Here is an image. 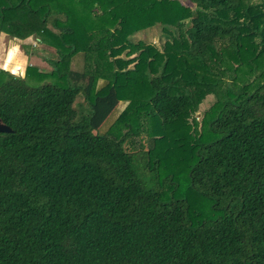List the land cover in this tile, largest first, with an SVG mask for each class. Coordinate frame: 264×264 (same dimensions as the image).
<instances>
[{
    "label": "trees",
    "instance_id": "1",
    "mask_svg": "<svg viewBox=\"0 0 264 264\" xmlns=\"http://www.w3.org/2000/svg\"><path fill=\"white\" fill-rule=\"evenodd\" d=\"M190 1L0 0V264H264V0Z\"/></svg>",
    "mask_w": 264,
    "mask_h": 264
},
{
    "label": "rangeland",
    "instance_id": "2",
    "mask_svg": "<svg viewBox=\"0 0 264 264\" xmlns=\"http://www.w3.org/2000/svg\"><path fill=\"white\" fill-rule=\"evenodd\" d=\"M179 1L185 6H188L192 9L195 8V5L190 0H179ZM259 1L260 0H252L253 3H257ZM135 40L136 41H147L149 43L154 44L157 47L162 48L163 44L166 41V38H164V36L161 35V28H155V29L149 30L146 33L145 32L138 33L135 36ZM34 43L39 45V43H37L36 40L34 41ZM37 52L38 53L34 55L35 56L34 58L36 59L35 62L40 61L38 63V65H39L38 67L41 69H44V70L51 69V66L49 65V63L45 62V61H48V59L54 55L53 52L50 51L49 49H45L42 46L38 47ZM0 62L2 63V61H0ZM12 65L13 64L9 63L8 68L5 66H2L0 69L6 70V71L7 70L12 71V68H11ZM34 65H36V64L34 63ZM214 101H215V98L210 96L203 102V104L200 106V109L197 113L198 119H200L202 112L207 110L214 103ZM77 103H78L77 104L78 108L80 107V109L82 108V106H79V105L85 104L84 99L82 97L78 98ZM124 108H125V104L120 103L119 108H118L119 111H122ZM113 119H115V118H113ZM132 144L136 150H139V149H142L143 145L146 146L147 148H149L151 145V142H149L147 139L139 138V139H135V141Z\"/></svg>",
    "mask_w": 264,
    "mask_h": 264
},
{
    "label": "crops",
    "instance_id": "3",
    "mask_svg": "<svg viewBox=\"0 0 264 264\" xmlns=\"http://www.w3.org/2000/svg\"><path fill=\"white\" fill-rule=\"evenodd\" d=\"M35 40L33 37L20 40L2 32L0 34V61H2V63L0 62V68L2 66L8 68L9 63H11L13 64L11 66L12 71L9 72L24 77L28 66L34 65V63L39 66L40 61L35 62L34 55L38 53V47L41 45L34 43ZM36 42L38 43L39 40H36Z\"/></svg>",
    "mask_w": 264,
    "mask_h": 264
},
{
    "label": "water",
    "instance_id": "4",
    "mask_svg": "<svg viewBox=\"0 0 264 264\" xmlns=\"http://www.w3.org/2000/svg\"><path fill=\"white\" fill-rule=\"evenodd\" d=\"M13 130L0 120V133H12Z\"/></svg>",
    "mask_w": 264,
    "mask_h": 264
}]
</instances>
